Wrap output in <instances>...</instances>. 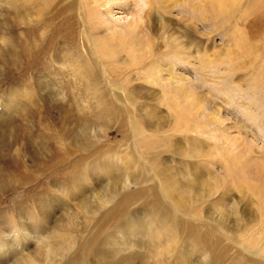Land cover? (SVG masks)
Returning a JSON list of instances; mask_svg holds the SVG:
<instances>
[{
  "label": "rangeland",
  "instance_id": "obj_1",
  "mask_svg": "<svg viewBox=\"0 0 264 264\" xmlns=\"http://www.w3.org/2000/svg\"><path fill=\"white\" fill-rule=\"evenodd\" d=\"M29 1L33 6L19 4L21 0L18 4V0H0V222L1 217L14 221L0 224V241L5 254L8 249L10 255L5 264L26 263L25 258L39 246L36 231L41 239L54 242V237L68 234L71 228L70 236L89 245L78 246L80 249L71 252L63 264H102L108 252L109 264H201V258L188 259L189 252L208 253L192 243L198 240L197 235L212 245L221 244L217 253L223 257L211 264H231L232 257L257 259L248 251L254 252L258 243H252L253 250L242 242L257 234L259 213H264V0H114L111 13L105 12V7L94 12L92 0H66L69 11L64 16L58 11L57 0ZM19 6L29 9L25 18L17 14ZM64 17L70 20L66 22ZM136 19L149 31L150 50L148 46L142 52L135 48L141 39L131 35L126 25ZM36 24L47 29H40L44 39L60 33L66 40L57 36L54 50L46 44L40 54L33 47L31 58L22 67V39L28 32L22 33L20 28ZM110 28L116 30V41L110 42L114 34V30L106 32ZM139 33L141 38L147 34ZM89 34L92 40L100 39L105 57L93 60V45L86 37ZM170 40L188 48L189 55L178 56L166 46ZM147 43L146 39L142 44ZM109 58L114 59L110 65L116 72L115 80L107 76ZM81 61L94 70L92 79L100 80L97 91L84 93V85L90 83ZM165 66L189 73L188 100L179 89L161 85L159 74L168 77ZM95 94L101 95L102 101H92ZM14 97H18L16 102ZM82 98L114 103L116 115H107ZM122 115L126 127L116 125ZM87 119L95 125H87ZM135 121L137 127L132 128ZM144 146L155 149L144 155ZM59 150L69 153L67 165L81 156L99 153L103 177L75 186L74 169L66 165L70 171L64 177L68 171L51 163L50 158ZM158 153L156 170L147 171ZM111 166L117 170L118 180H113L115 173L106 175ZM162 174L176 187L185 184L193 186L192 191L215 189L211 197L198 203L200 210L195 214L177 212L179 241L167 247L159 246L152 239L153 233L137 227L135 221L150 216L172 220L167 209L174 210L173 204L159 192V184H164L160 182ZM219 177L223 186L216 181ZM59 179L68 181L60 187L68 196L57 189ZM115 181V197L106 198L108 184ZM38 197L50 206L45 213L40 211ZM217 200L229 210L226 218H221L219 211H209L212 208L208 206ZM160 205L163 208L158 213ZM20 210L28 215L20 217L21 221L17 219ZM66 213L70 216L67 221ZM34 217L36 220L30 222ZM20 222H24L21 227ZM239 226L243 227L242 238H238ZM161 236L163 244L167 236ZM40 252L44 257L35 264H58V259L45 257L46 247Z\"/></svg>",
  "mask_w": 264,
  "mask_h": 264
},
{
  "label": "bare ground",
  "instance_id": "obj_2",
  "mask_svg": "<svg viewBox=\"0 0 264 264\" xmlns=\"http://www.w3.org/2000/svg\"><path fill=\"white\" fill-rule=\"evenodd\" d=\"M59 3H60V9L58 10L59 11V13H61V16H64L66 13H68V11H69V4L66 2V0H57ZM112 1H114V0H92V3H90V6H91V8L93 9V11L94 12H100V9H102L103 7H105V12H107V13H111L112 12ZM116 1V0H115ZM120 1V0H119ZM20 2V0H18V2H17V4ZM24 2L28 5V7H31V6H33V3L31 4V1H29V0H24ZM24 2L21 0V3H19V4H24ZM87 2V1H86ZM123 2V1H122ZM134 3H135V1H133ZM132 2V3H133ZM143 2V1H142ZM253 2V1H252ZM74 3V2H73ZM117 3V2H116ZM31 4V6H29ZM46 4V3H45ZM84 4V3H83ZM86 4V3H85ZM146 4V3H145ZM48 5V4H47ZM78 5V4H77ZM133 5V4H132ZM141 5H143V4H141ZM147 5V4H146ZM145 5V6H146ZM76 6V5H75ZM75 6H73V7H75ZM114 6V5H113ZM116 6V5H115ZM121 6V5H120ZM224 6V5H223ZM48 7V6H47ZM117 7H119V5L117 6ZM123 7V6H122ZM125 7H126V4H125ZM135 7V6H134ZM144 7V6H143ZM128 8V7H127ZM48 9V8H47ZM131 9H132V7H131ZM141 9V8H140ZM27 10H29L28 8H25L24 6H19V7H17V10H16V12H17V14H19V16H21V17H26V14H27ZM126 10V9H125ZM45 11V10H44ZM78 11V10H77ZM131 11V10H130ZM196 12V11H195ZM43 13V12H42ZM72 16V15H71ZM139 16H140V13H139ZM75 17H76V14H75ZM79 17V16H78ZM85 17V16H84ZM66 17H64V19H65ZM73 18V17H72ZM140 19V18H139ZM133 20L134 22L132 23V24H127L126 25V27H127V30H129L128 32H130V34L131 35H133L134 37H137L138 39H141V41L139 42V44H137V47H135L137 50H139L140 52H142L143 51V49L145 48V46H148V49L150 50L151 49V47H152V41L149 39L150 38V36H149V31L147 30V28H145L144 26H142V22H141V20ZM193 19V18H192ZM191 19V20H192ZM61 20V19H60ZM66 20H70V18H67V19H65V21ZM76 20V19H75ZM100 20V19H99ZM94 21H96V19L94 20ZM20 22H21V24L22 25H25L24 24V19H20ZM33 22V21H32ZM50 22H52V21H50ZM67 22V21H66ZM53 23V22H52ZM99 23V22H98ZM142 23V24H141ZM63 24H66L65 22L63 23ZM72 23H70L69 25V27H71V28H73L72 27V25H71ZM95 24H97V21H96V23ZM44 25H45V23H44ZM44 25H41V27H39L40 25L39 24H36V26H34V27H31V28H29V29H27V28H20L21 29V32L22 33H25V32H28V34H26V36H24V38L22 39L23 41H22V45H21V52H20V59H21V66L22 67H24V65L27 63V61H28V58H31V56H32V52H33V50H31L33 47H34V51H37V54H40V49H45V47H46V44H48L47 46L48 47H50V48H54L55 46V43H54V40H56L57 38V36L59 37V38H61V39H64L65 38V35H63V34H58V33H56V36L55 37H52L51 36V38H53V40L51 39V38H49L48 36H50L49 34H48V36H46L45 37V39H44V35L43 34H41L40 33V29H44L45 30V32H47V29H45V27H44ZM99 24H97L96 26H98ZM58 26L60 27V24H58ZM42 27H44V28H42ZM62 28H64L63 27V25L61 26ZM48 28V27H47ZM67 28H68V26H67ZM113 28V27H112ZM112 28H110V29H106V32L108 33L110 30H114L113 31V33L114 34H112V37H109V38H112L111 39V41L110 42H113V41H116L117 40V38L115 37L116 36V30L115 29H112ZM95 29V28H94ZM39 30V31H38ZM52 30V29H51ZM50 31V30H49ZM67 31V30H66ZM73 31V30H72ZM99 31V30H98ZM139 31H142V32H147V34L145 33L144 35H145V37H143V38H141V36H140V33H139ZM69 32H71L70 30L69 31H67V33L69 34ZM76 33V32H75ZM47 34V33H46ZM71 34V33H70ZM119 34V33H118ZM77 35H79V33L77 34ZM69 36V35H68ZM86 36V35H85ZM132 36V37H133ZM70 37V36H69ZM88 39H87V41L90 43V44H92L93 45V50L91 51V56H92V58H93V60L95 61L96 59H95V57L96 56H98L99 57V55H100V57H103L104 55L106 56V54H105V51H102V49H101V47H100V39L98 40V41H96L95 39L97 38V37H95V38H93V40H92V38H91V35L89 34V37L88 36H86ZM67 38V37H66ZM72 38V37H71ZM75 38V37H74ZM43 39V40H42ZM73 39V38H72ZM115 39V40H114ZM148 40V43L145 45V44H142L143 42H145V40ZM64 40H66V39H64ZM102 40V39H101ZM149 40H150V42H149ZM71 42H72V40H70ZM60 42V41H59ZM138 42V41H137ZM134 43H136V41L134 42ZM151 43V44H150ZM43 46V47H42ZM135 46H136V44H135ZM166 46L167 47H170L171 49H173L176 53H177V55L178 56H180V55H184V56H187V55H189V53H188V48L187 49H185V48H182L181 46H180V43H178V41H176L175 40V42L174 41H169L168 43H166ZM74 48H77V47H74ZM67 49V48H66ZM49 50V49H48ZM54 50V49H53ZM68 50V49H67ZM190 50V49H189ZM19 51H20V49H19ZM45 51V50H44ZM70 51V50H69ZM137 52V51H136ZM72 53V52H71ZM35 54V53H34ZM70 54V53H69ZM146 55H148V53L146 52ZM45 56V55H44ZM66 56V55H65ZM104 56V57H105ZM66 58V57H65ZM86 58V57H85ZM147 58H148V56H147ZM35 59V58H34ZM128 59V58H127ZM182 58L181 57H178L177 58V60H181ZM37 60V59H36ZM64 60V59H63ZM92 60V61H93ZM114 59H112V58H109L107 61H106V63H108L109 64V67H106V69H108L109 70V72H108V74H107V71H106V74H107V76H112L113 78L114 77H116V72L114 71V68L110 65V63H112V61H113ZM78 61V60H77ZM80 62V61H79ZM82 62V61H81ZM87 62H88V60H87ZM140 62V61H139ZM187 62V61H186ZM145 63H147V62H145ZM70 64H71V62H70ZM66 65V64H65ZM146 65V64H145ZM104 66H105V63H104ZM139 66H143V64H141V65H139ZM111 67V68H110ZM181 67V66H180ZM81 68H82V71L84 70V76H86V77H88V82L90 83L89 84V86H86V85H84V88H85V90H84V93H86V94H88L89 92H91V90H95V91H97V89H98V84H100V83H98L99 81L97 80V79H92L93 77H95V73H94V70L91 68V67H89L88 66V64L87 63H85L84 61L81 63ZM101 68V67H100ZM140 67H138V69H139ZM145 68V67H144ZM163 68V67H162ZM165 68H167L166 70H165V73H167V75L166 76H168L167 78H165V75H162V74H159V75H161V77H158L159 78V81L161 82V85L163 84V85H165V86H167V87H175V89L176 90H180V93H181V95H182V97H186V99L188 100V98H190L191 96H190V94H188L187 92L190 90V88H189V81H190V79L188 78V76H189V73L188 72H185V71H182V73L180 74L178 71H176L175 72V69H173L172 67H167V66H165ZM183 68V67H182ZM63 69V68H62ZM143 69V68H142ZM141 69V70H142ZM78 70H80V68L78 69ZM149 70H150V68H149ZM82 71H81V73H82ZM104 71V70H103ZM102 71V72H103ZM154 71H156V69L154 70ZM69 72V71H68ZM157 73V72H156ZM67 73H65V75H66ZM68 75V74H67ZM158 75V74H157ZM171 75H172V77H171ZM102 76H105V75H102ZM112 79V78H111ZM93 80V81H92ZM106 80V79H105ZM114 80H115V78H114ZM148 80V79H147ZM146 80V81H147ZM87 81V80H86ZM152 81V80H151ZM114 84H115V82H113ZM123 83V82H122ZM153 84V83H152ZM101 87V86H100ZM105 90V89H104ZM19 92V91H18ZM82 92H83V90H82ZM81 91H80V94L79 95H81V93H82ZM99 92V91H98ZM97 93V92H96ZM96 96L92 99V101H94V99H97V100H99V101H102V99H101V95L99 96L98 94H95ZM119 95V94H118ZM17 98L18 97H14V102H16L17 101ZM70 99V98H69ZM82 101H85V100H87L88 102L90 101L91 102V104L92 103H94V105H97V107H98V109L100 108V110H102L103 112H106L107 113V115H112V114H114V115H116V111L114 112L113 111V107H114V103H100V102H97L96 100H95V102H92L89 98H82L81 99ZM80 100V101H81ZM74 101V100H73ZM126 101V100H125ZM174 104V103H173ZM101 106V107H100ZM85 107H86V105H84V106H82V108H80L81 110H84L85 109ZM123 107V106H122ZM121 108V107H120ZM118 111H119V109H117ZM121 112H126L125 110L124 111H121ZM120 112V113H121ZM119 112H118V114H120ZM90 117H92V116H90ZM89 119H87V120H85V122H86V124L87 125H95L93 122H89L88 121ZM91 121V120H90ZM119 121V122H118ZM118 122V123H117ZM137 121H135V123L133 122V124H132V128H136L137 127V123H136ZM140 122V121H139ZM120 124H123L125 127H126V121L124 120V117H123V115H122V119H121V117L120 118H118L117 117V121H116V125H120ZM141 124H142V122H141ZM131 125V124H130ZM143 126V125H142ZM145 126V125H144ZM143 126V127H144ZM138 127H139V124H138ZM141 127V126H140ZM146 127V126H145ZM140 129V128H139ZM138 129V130H139ZM144 130V129H143ZM137 131V130H136ZM141 138V137H140ZM138 139V138H137ZM136 140V139H135ZM138 142H139V140H137ZM142 141V140H141ZM141 143V142H140ZM140 143H138V144H140ZM143 143V142H142ZM151 143V142H150ZM155 143V142H154ZM144 145V144H143ZM161 145V144H160ZM157 146V145H156ZM140 147V146H139ZM141 148H144L145 149V151L147 152V153H143L144 155H147L148 153H151V150L152 149H155V147H146V146H144V147H141ZM142 154V153H141ZM159 156H161V154L160 153H158V155L157 156H153V159H154V162L151 160V162H150V167H148L147 168V171H152V170H156V168H157V166H156V163L160 160L158 157ZM67 157L69 158L70 157V155H69V153L67 152V151H65V150H59L58 152H56L55 154H53V156L50 158V160H51V163H52V165H55L56 163H57V168L58 169H63L62 171L63 172H65V171H68V172H66V173H63V174H65L64 175V177L67 175V174H69V171L71 170V169H74L75 171H74V173H76L77 175H76V177H75V179L74 180H72L73 181V183H74V185L75 186H77L78 185V187L79 186H84L85 185V183L87 184L88 182V179H91V178H96L97 180H99L98 178H100L101 179V176L103 177V175H104V173H102V172H100V170H101V165H102V163H103V161H101L103 158L100 156V154L99 153H93V154H91V155H89L88 157H80V159L78 158V159H74V161H72V162H70V164H68L69 165V167H68V169H70V170H68V169H65V167H66V162L65 161H67ZM136 157V156H135ZM88 159H90L89 161H88ZM137 159H141L140 157H138L137 156ZM18 161V160H17ZM19 162V161H18ZM84 162H86V163H84ZM137 163H139V161L137 162ZM136 163V164H137ZM90 164H92V165H90ZM67 165V166H68ZM90 165V166H89ZM52 167V166H51ZM130 167V166H129ZM261 168V167H260ZM97 169H99V170H97ZM259 169V168H258ZM56 171H58V170H56ZM231 171V170H230ZM159 172H161V171H159ZM232 172V171H231ZM230 172V173H231ZM115 173V176H114V178H113V180H118V178H117V170L115 169V168H113L112 166H111V171L110 172H108V173H106V175L107 176H111V175H113ZM72 174V173H71ZM161 174V173H160ZM165 174H166V172H165ZM165 174H162V178H163V181L162 180H160V182H163L164 184H159L160 186H159V192H160V194L161 195H165L168 199H170V201L172 202V206H173V208H174V210H172V209H170V208H168L167 210H169L170 211V213H171V218H172V220H170V218H163V219H161V217L157 220V218L155 217V216H150L149 218L148 217H145V218H140V217H138V218H135V221L137 222V227H142L143 229H149V231H151L153 234H152V239L155 241V242H157L158 243V245L159 246H170V244L171 243H174L175 242V245H177L176 244V242H178L179 241V234H178V231H177V229H180V228H177L178 227V224H179V222H178V220H177V217H176V214H177V212H179V213H184L185 215H188V214H190V213H192V214H195L198 210H200L199 208H197V206L199 207L200 205H198V203L200 202V201H202V202H204V200L206 199V198H209V197H211L214 193H215V189L214 188H205L204 190H201V189H198V188H195L194 189V191H192V189H193V186L191 187V186H186L185 184H184V186H180V187H176V186H174V185H172V184H170L169 183V177L167 176V175H165ZM74 175V174H73ZM228 175V174H227ZM68 176V175H67ZM159 176V175H158ZM37 177V176H36ZM172 177H174V176H172ZM171 177V178H172ZM33 178V177H32ZM81 178V179H80ZM214 178V177H213ZM216 178V177H215ZM245 178V177H244ZM227 179V178H226ZM79 180H80V184L78 183L79 182ZM217 181V183L220 185V186H223L224 185V182L220 179V177L216 180ZM59 186H57V189H63V190H61V192H62V194L64 195V196H68V194H67V191L65 190V188H60L61 186H64L65 184H67L68 183V181H64L63 179H59V181L57 180V182H56ZM90 183V182H89ZM117 181H115L114 183H112V186H110V184H108V186H107V195H106V198H112V197H115V194H116V190H117V187H116V185H117ZM56 184V185H57ZM72 184V183H71ZM226 184V183H225ZM87 186V185H86ZM245 186V185H244ZM88 187V186H87ZM154 187V186H153ZM216 187L217 188H219V186H217L216 185ZM226 187H227V185H226ZM228 188V187H227ZM243 188V187H242ZM153 190V189H152ZM69 192V191H68ZM155 192V191H154ZM248 192V191H247ZM158 194V193H157ZM91 195H93V196H95L94 194H91ZM90 195V197H89V200L91 199V201H92V199H94V197L93 196H91ZM129 195V194H128ZM35 196V195H34ZM131 197V196H130ZM96 198V197H95ZM126 198H129V197H126ZM42 198L41 197H38V200L39 201H37V202H39L40 203V211H41V213H45V211H46V209L48 208V207H50L49 206V204H46V201H44V200H41ZM124 199H125V197L123 198V199H121V200H123L124 201ZM36 200V199H35ZM51 199L50 198H48V201H50ZM87 200V199H86ZM86 200H84L85 201V203H87L88 201H86ZM157 200V199H156ZM99 201H102V199H100L99 198ZM130 201V200H129ZM61 202H63L62 200H61ZM95 202V201H94ZM157 202V201H156ZM85 203H84V205H85ZM88 203H90V201L88 202ZM61 206V205H60ZM20 207V206H19ZM19 207H18V209H19ZM163 207H162V205H160V207L157 209V211L158 210H160V209H162ZM165 208V207H164ZM180 208H182L181 209V211H180ZM183 208L184 209H186V210H183ZM208 208L209 209H211L212 208V210H209L210 212L212 211L213 213H214V210H216V211H219L217 214L218 215H220L221 216V218H226L227 216H228V212H229V210H227L225 207H224V205H221L220 204V200H217V201H215V202H212L211 204H210V206H208ZM91 209V208H90ZM97 209V208H96ZM231 209H235L236 210V206H233ZM109 210H111V209H109ZM112 211H114V210H112ZM26 212V211H25ZM27 212H29L30 213V211H27ZM117 212V211H116ZM159 212H162V211H158V213ZM227 212V213H226ZM23 213H24V210H20L19 212H18V217H17V219L19 220V221H21L22 219V217H25V216H28V215H26L25 213H24V216H23ZM28 213V214H29ZM118 213V212H117ZM207 213H208V211H207ZM105 214V213H104ZM21 215V216H20ZM30 215V214H29ZM115 215V214H114ZM113 215V216H114ZM15 216V215H14ZM21 217V218H20ZM67 217H70L69 215H68V213H66V221H67ZM116 217H117V214H116ZM111 218V217H110ZM109 218V219H110ZM259 220H260V228H259V230H258V232H257V234L255 233V234H253V235H251L250 237H248L247 239H244V242H242L243 244H249V245H247V248H250V249H253L254 250V245L252 244V243H258V247H256V250L254 251V252H250V251H248L249 253H252L253 255H255V256H257V259H254V258H250V257H247V258H235V257H232V259H230V262L232 261V263L231 264H264V213L262 212V213H259ZM17 219H14L15 221H17ZM75 219V218H74ZM27 220V219H26ZM30 219H28V221H29ZM36 220V218L34 217V219L33 220H30V222L31 221H35ZM24 221V220H23ZM65 221V222H66ZM133 221V217H132V220L130 221V222H132ZM1 222L2 223H6L7 225L9 224V223H12V222H14L10 217H1ZM0 222V224L1 225H4V226H6V224H2ZM18 222V221H17ZM38 222V221H37ZM103 222V221H102ZM101 222V223H102ZM107 222V221H106ZM24 223V222H23ZM22 222H20V227H21V225L23 224ZM33 223V222H32ZM98 223H100V222H98ZM221 225H223V223H224V221H220L219 222ZM36 224V223H35ZM27 225V224H26ZM116 225V224H115ZM25 226V225H24ZM37 226H40L39 224L37 225ZM101 227V226H100ZM10 228V227H9ZM175 228H177L176 230H175ZM12 229V228H11ZM13 230H15V229H13ZM22 230V229H21ZM25 230H27V229H25ZM71 230H72V228L71 229H68V231H69V233L68 234H66V232L64 233V234H61V235H58V236H56V237H54V242H52V241H50V239L51 238H45V237H43L42 239L40 238V235H41V233L40 232H38V231H36L35 232V235H37L38 237H37V241H39L38 242V244H39V246L37 247V249H36V251L33 253V255H29V256H27L26 258H25V260H26V263H22V264H35L39 259H41V258H43L44 257V255H43V253H41L40 252V249L41 248H43V247H46L47 248V253H46V255H45V257L47 258V259H53V260H56V259H58V264L61 262V264H63V260L64 259H66V258H68V257H70V253L71 252H73L78 246H80L81 244L82 245H84L85 243H82V240L81 239H78V238H76V237H74V236H70V232H71ZM243 230V227H241V226H239L238 227V231H239V233H238V238H242V237H244L245 235L244 234H240V232ZM2 231H4V230H2ZM191 232V231H190ZM12 233V232H11ZM16 233V232H15ZM14 233V234H15ZM199 233H202V234H209L208 232H201V231H199ZM17 234V233H16ZM24 234V233H23ZM26 234V233H25ZM187 234H188V237H189V233H188V231H187ZM161 235H166L167 236V238H165V241H164V243L162 244V236ZM20 236V235H19ZM190 236H192V233L190 234ZM8 237V236H7ZM200 235H197V238H198V240L197 241H195V242H192L193 244H195V245H197L198 247H202V248H205L207 251H208V253H204V254H201V253H198V255L197 254H194V255H192V252H189V254H188V259H195V258H197L198 260H199V258H201V261H200V263L201 264H204V263H213L214 261L215 262H217V261H219L220 259H221V257H223L222 255H223V253H220L219 255H220V257L218 256V253H217V250H219V248L218 247H220L221 246V244H219V243H217V244H214V245H212V242H209L208 240H206V241H203V240H200ZM259 237V238H258ZM15 238V237H14ZM29 238V237H28ZM36 238V237H35ZM17 239V238H16ZM19 239V238H18ZM10 240V239H9ZM12 240H14V239H12ZM36 240V239H35ZM80 242H79V241ZM86 240V239H85ZM2 241V240H1ZM1 241H0V256L2 255V258L0 259V264H5L7 261L6 260H8V261H10V255L8 254V252H9V250L7 249V255L5 254V252H4V250H6V249H4V247L2 246V243H1ZM18 241V240H17ZM16 241V242H17ZM30 241V240H29ZM33 241V240H32ZM49 241H50V243H49ZM249 241V242H248ZM4 242V241H3ZM248 242V243H247ZM19 243V242H18ZM22 243V242H21ZM13 244V243H12ZM35 244H37L36 242H35ZM4 245V244H3ZM85 245H89V244H85ZM4 246H6V245H4ZM91 246V245H90ZM8 247V246H7ZM14 247V246H13ZM73 247H74V249H73ZM79 248V247H78ZM81 248H82V246H81ZM91 248V247H90ZM89 248V249H90ZM162 247H160V249H161ZM182 248V247H181ZM10 249H12V248H10ZM14 249V248H13ZM80 249V248H79ZM83 249V248H82ZM85 249H86V247H85ZM182 249H184V248H182ZM226 249V248H225ZM78 249H76L75 250V253H76V251H77ZM84 250V249H83ZM91 250V249H90ZM162 250V249H161ZM87 251V250H86ZM25 252V251H24ZM91 251H89V253H90ZM111 252V251H110ZM247 252V250L245 249V248H243V253H246ZM92 253H93V251H92ZM97 253V252H96ZM182 253H184V252H182ZM20 255H21V253H20ZM22 256H23V254H22ZM108 256H110V253L108 252V254L106 255V257H104V258H102L101 259V263L102 264H109V262H110V260H107L106 258L108 257ZM23 257H25V256H23ZM74 257V256H73ZM72 257V258H73ZM81 257V256H80ZM82 257H83V255H82ZM85 257V256H84ZM94 257V256H93ZM7 258V259H6ZM22 258V257H21ZM76 258V257H75ZM223 259V258H222ZM225 259V258H224ZM17 260H18V258H17ZM23 260V259H22ZM69 260V259H68ZM76 261V260H75ZM197 261V260H196ZM225 261H226V259H225ZM25 262V261H24ZM19 264H20V262H18ZM77 263V262H76ZM99 263H100V261H99ZM189 263H191V262H189ZM188 262L187 263H185V264H189ZM195 263V262H194ZM194 263H192V264H194ZM219 263V262H218ZM223 263V262H222ZM7 264H12L11 262H8ZM15 264H17V263H15ZM84 264V263H83Z\"/></svg>",
  "mask_w": 264,
  "mask_h": 264
}]
</instances>
